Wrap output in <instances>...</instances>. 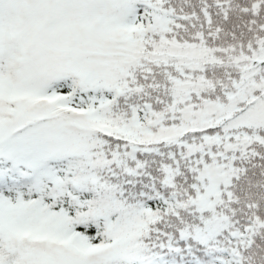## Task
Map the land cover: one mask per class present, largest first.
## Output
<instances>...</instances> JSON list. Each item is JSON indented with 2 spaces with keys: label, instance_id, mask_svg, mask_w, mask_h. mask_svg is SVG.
I'll list each match as a JSON object with an SVG mask.
<instances>
[{
  "label": "snow or ice",
  "instance_id": "obj_1",
  "mask_svg": "<svg viewBox=\"0 0 264 264\" xmlns=\"http://www.w3.org/2000/svg\"><path fill=\"white\" fill-rule=\"evenodd\" d=\"M0 264H264V0H0Z\"/></svg>",
  "mask_w": 264,
  "mask_h": 264
}]
</instances>
